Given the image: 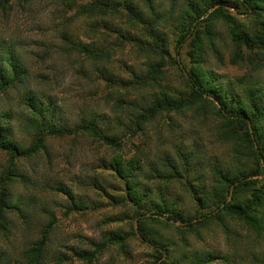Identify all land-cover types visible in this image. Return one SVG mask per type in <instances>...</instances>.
<instances>
[{
    "label": "rangeland",
    "instance_id": "rangeland-1",
    "mask_svg": "<svg viewBox=\"0 0 264 264\" xmlns=\"http://www.w3.org/2000/svg\"><path fill=\"white\" fill-rule=\"evenodd\" d=\"M210 1L116 0L118 11L108 16L109 30L99 27L95 33L90 31L89 19H76L67 29L69 36L86 43L99 39L98 45L111 49L110 71L117 77L128 80L150 63L163 65L159 86L111 91L95 78L80 56L61 52V24L72 14L65 16L58 0H32L24 8L16 0H0V12L2 4L12 7L6 21L0 19V39L18 43L26 37L52 44L46 49L51 60H43L42 64L43 50L35 53L39 47L34 44L27 48L30 54L34 53L30 57L37 60L30 65L33 77L29 88L33 94L50 97L56 104L53 111L57 109V114L50 113L51 120L59 119L74 128L87 114L104 116L107 123L100 121L99 126L122 143L115 147L81 133L49 136L44 149L20 159L4 208L7 211L2 222L5 228L0 230V264L20 263L24 249L47 225L52 231L46 246V264H158L152 247L137 236L135 210H148L155 201L183 213L184 218H196L201 210L211 209L205 208L203 199V192L210 190L215 179L211 168L239 170L254 166L250 152L238 139L241 132L232 129L224 135L220 130L222 122L210 105L192 101L179 111L161 112L135 135H129L113 121L112 106L121 98L127 103L135 100L137 106L145 108L161 94L174 100L186 97L191 89L187 71L204 78L215 75L220 85H238L235 89L227 86L228 92L240 94L242 100L248 87L257 88L256 94L264 103V59L248 63L246 52L239 49L245 60L233 63L231 58L238 49L228 35L225 20L212 18L209 24H202L198 46L191 44L193 35L179 53L175 51L178 38L187 30L185 23L180 22L181 16L191 6L202 11ZM222 1L237 16L242 32L250 34L256 31L254 23L264 21V0L246 15L242 13L244 8L236 5L235 10L228 6L235 5L233 0ZM207 30L211 34L207 35ZM41 34L46 38L40 39ZM157 43L161 45V54L149 50ZM55 44L60 48H54ZM57 50L60 51L56 54ZM47 67L51 69L46 70ZM81 67L83 74L79 72ZM37 69L42 70L44 80L34 76ZM17 95L10 93L5 106L12 110L9 122L14 137L28 145L31 138L15 128L19 124L15 115L21 110ZM132 109L125 106L118 112L133 114ZM3 111L0 105V112ZM119 115L125 125L129 123L126 114ZM181 152L198 153L199 158L183 163ZM165 158L170 162H165ZM8 161L9 155L0 151V176ZM118 164L121 171L128 172L127 178L117 174ZM167 165H174L175 176ZM130 191L147 202L135 207L127 196ZM246 196L245 192L237 193L234 204H241ZM259 210L264 219V202ZM222 218L186 230L185 234L176 229L180 222L167 226L147 220L145 230L148 238H155L164 246L161 262L165 264H195L198 256H211L210 264L264 263V229L258 233L239 220ZM115 234H119L121 241L95 251L96 244ZM79 251L93 253L92 261L78 258L74 252Z\"/></svg>",
    "mask_w": 264,
    "mask_h": 264
},
{
    "label": "trees",
    "instance_id": "trees-1",
    "mask_svg": "<svg viewBox=\"0 0 264 264\" xmlns=\"http://www.w3.org/2000/svg\"><path fill=\"white\" fill-rule=\"evenodd\" d=\"M16 1L20 7L24 8L29 6L32 0ZM233 1L235 5L229 4L228 6L235 10L237 6L244 8L242 13H245V15L248 14L252 7L256 9L257 3L263 2V0ZM58 2H60L61 10L65 16L72 14L69 18H64L65 21L61 24L62 31L59 32L60 45L62 44L61 52L74 53L80 56L82 61H86L87 65L92 69L95 78L104 82L105 87L111 91H118V89L125 87H131L132 89H150L154 86H159V74H161L163 67L160 62L150 63L146 65L144 71L140 74L132 75L130 79L123 80L110 71L109 53L111 49L98 45L97 40L99 39L92 38L86 43L79 39L72 40L69 36L70 32L67 29L68 27L70 28L76 19H89L90 31L94 33L99 27L104 30H109L107 19L109 15L111 16L118 11V2L116 0H58ZM215 6L217 8L212 10ZM225 7L226 4L224 1L212 0L202 11L198 12L192 6L191 10L185 11L181 16L180 22L182 21V24L185 23L184 27L186 26L187 30L178 38L175 51L179 53V49L193 35L195 37L191 39V44L198 46L200 43L199 27L202 24H209L212 18H221L225 20L228 26V35L238 49L231 58L233 63H239L245 60L239 49L246 52L245 56L248 63L250 61H256V58H259L258 61H260V58L264 59V21L254 23L253 26L256 27V31L250 34L242 32L237 16ZM11 9L12 7L10 5L2 4L0 19L3 18L5 22L11 13ZM209 9H211V12L208 11ZM132 13L133 15L135 14L134 11ZM208 32L207 30V35L211 34ZM41 38L46 37L44 34H41ZM158 40L156 38L155 42H158ZM8 42L0 39V102H2L0 105L4 108V111L0 112V151L9 155L8 167L3 175L0 176V230L5 228L2 222H5L4 215L7 210H4V208L8 205L6 200L9 197L10 183L14 180L17 172L16 165L18 161L31 157L44 149L47 137H63L81 133L107 145L115 147H121L122 145L121 140L110 136L107 130L99 126L100 121L106 125L107 121H105L104 116L99 118V116L87 114L83 116L78 126L74 128H69L64 123H61L59 119L56 122L52 121L49 114H57V109L53 111V107L56 104L52 102L50 97L40 95L42 97L40 98L37 94H33L29 88L33 77L32 72L30 73V65H35L37 60L30 57L34 53L30 54L27 51V48L32 46V44L36 45L35 47H39L35 53L43 50L41 53L44 56L40 63L42 64L43 60L46 61L49 58L51 60L52 56H50L46 49L52 47V44L39 43L37 40H28L26 37L21 38L18 43ZM159 47L161 45L157 43L154 48L149 50L160 52L161 54L162 49ZM54 48L59 49L60 47H57V44H55ZM59 51L57 50L55 53L57 54ZM50 69V67L46 68V70ZM83 71L85 72L83 68L79 70L81 73ZM34 76L39 80H44L42 70L38 71L37 69ZM186 77L191 87L186 97L174 100L165 94H161L145 108L140 105L137 106L135 100L127 103L125 99L121 98L112 106V112L114 113L113 121L116 122L118 127L128 131L129 135H135L143 124L161 112L179 111L187 108L192 101L200 102L203 106L210 105L222 122L220 130L224 135H229L232 129L233 131L238 130L241 132L238 139L240 144L250 152L254 166L249 167V170L245 169L244 166L239 170L223 169L218 166L211 168V173L215 179L210 186V190L203 192L204 202L206 201L205 208L211 209L201 210V214L196 216V218H184L183 213L171 210L166 206H160L154 200V205L149 204L151 207L148 210H135L134 216L137 217V236L140 240L149 243L153 251L157 254L156 260L158 262L160 261L158 264H165V261L161 262V259L165 255V248L157 239L147 237L145 230L147 220L159 222L167 226H172L180 222L181 225L176 226V229L180 230L183 234L187 232L186 230L194 229L198 225L218 219L222 220V216L239 220L258 233L264 229V219L261 217V210H259L264 202V126H262L264 124V103L256 94L258 89L248 87L246 89L247 96L242 100L240 94L228 92L229 87L235 89L238 85L232 82L227 85H220L215 75L204 78L203 76L200 77L194 71H187ZM227 86L229 87L227 88ZM13 92L17 93L19 95H17L18 99L21 100L20 113L19 115L14 114L19 121V124L15 128L18 133L31 138L28 145L22 139L18 140L17 137H14V128L9 122L13 117L11 114L12 110L5 105H8L10 101L7 99L8 95ZM125 106H132L133 114L136 115L134 119H132L133 114H130L129 111L118 112V109H122ZM119 113L126 114L129 117V123L125 125L122 121L123 117ZM249 128L252 130V137ZM186 153L181 152L183 163L192 160L194 162L199 158L198 153ZM165 162L170 161L168 158H165ZM167 166L173 173V176H175L174 165ZM120 169V164L118 166L116 165L117 174L127 178L126 173L128 172H123ZM189 187L193 190L191 186ZM240 192L247 193V196L241 204H234V196ZM127 196L128 199L134 202L135 207L136 204L147 202L141 200L140 196H137L135 192L130 191ZM227 197H229V200ZM51 231L50 225L42 229L40 236L24 249L20 257V263L18 264H46V246L49 242ZM120 239L119 234H115L103 242L96 244L95 251L98 252L106 247L112 246ZM74 254L88 263L93 259V253L79 251L74 252ZM211 258V256L208 258L198 256V260L194 263L210 264Z\"/></svg>",
    "mask_w": 264,
    "mask_h": 264
},
{
    "label": "water",
    "instance_id": "water-1",
    "mask_svg": "<svg viewBox=\"0 0 264 264\" xmlns=\"http://www.w3.org/2000/svg\"><path fill=\"white\" fill-rule=\"evenodd\" d=\"M215 8H217V6L213 7L212 10H214ZM209 11H210V10H209ZM248 126H250V125L248 124ZM249 132H250V135H251V137H252V136H253V135H252V130H251L250 128H249ZM194 221H196V220H194Z\"/></svg>",
    "mask_w": 264,
    "mask_h": 264
}]
</instances>
